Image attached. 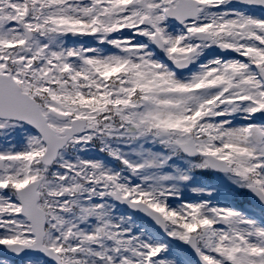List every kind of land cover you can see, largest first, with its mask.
Returning <instances> with one entry per match:
<instances>
[{
	"label": "snow or ice",
	"instance_id": "snow-or-ice-1",
	"mask_svg": "<svg viewBox=\"0 0 264 264\" xmlns=\"http://www.w3.org/2000/svg\"><path fill=\"white\" fill-rule=\"evenodd\" d=\"M0 264H264V0H0Z\"/></svg>",
	"mask_w": 264,
	"mask_h": 264
}]
</instances>
